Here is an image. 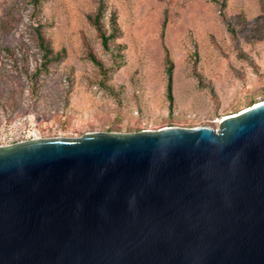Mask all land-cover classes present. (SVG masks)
Masks as SVG:
<instances>
[{
	"label": "water",
	"instance_id": "water-1",
	"mask_svg": "<svg viewBox=\"0 0 264 264\" xmlns=\"http://www.w3.org/2000/svg\"><path fill=\"white\" fill-rule=\"evenodd\" d=\"M0 264H264V101L0 147Z\"/></svg>",
	"mask_w": 264,
	"mask_h": 264
},
{
	"label": "rangeland",
	"instance_id": "rangeland-1",
	"mask_svg": "<svg viewBox=\"0 0 264 264\" xmlns=\"http://www.w3.org/2000/svg\"><path fill=\"white\" fill-rule=\"evenodd\" d=\"M31 1L0 0V125L30 114L42 139L219 130L264 101V0ZM99 8L118 28L109 50L88 19ZM39 25L60 55L47 72Z\"/></svg>",
	"mask_w": 264,
	"mask_h": 264
},
{
	"label": "trees",
	"instance_id": "trees-1",
	"mask_svg": "<svg viewBox=\"0 0 264 264\" xmlns=\"http://www.w3.org/2000/svg\"><path fill=\"white\" fill-rule=\"evenodd\" d=\"M33 8L34 9H39L40 6V1L39 0H32L31 1ZM101 8H99V12H97L95 15L93 16H89L88 19L90 21V23L94 26V28L96 29V31L99 34V37L101 39V43L103 45V47L107 50H109V44L111 42V40L115 37L116 32L118 31L117 25H116V21L115 19H111L110 21V29L105 27V23L102 21V14L100 12ZM111 30V32L109 31ZM229 30L231 32L232 29L229 28ZM37 31V39H38V44L40 46V49L42 51V63L40 65V71L41 72H47L48 70V64L50 62H56L60 59V55L58 54H54V52L52 51V49L50 48V46L48 45V43H46L44 36L42 35L41 32V25H39L36 28ZM92 60H94L99 66L100 64L95 60L94 57H92ZM172 62L168 61V67H167V75L169 78V84H168V90H169V98L171 99L170 96V91H171V81H172Z\"/></svg>",
	"mask_w": 264,
	"mask_h": 264
},
{
	"label": "built area",
	"instance_id": "built-area-1",
	"mask_svg": "<svg viewBox=\"0 0 264 264\" xmlns=\"http://www.w3.org/2000/svg\"><path fill=\"white\" fill-rule=\"evenodd\" d=\"M42 139L39 122L35 116L26 114L0 125V147Z\"/></svg>",
	"mask_w": 264,
	"mask_h": 264
}]
</instances>
